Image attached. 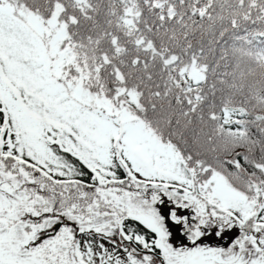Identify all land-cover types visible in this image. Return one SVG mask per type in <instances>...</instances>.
I'll return each instance as SVG.
<instances>
[{"label": "snow or ice", "instance_id": "6c2138e0", "mask_svg": "<svg viewBox=\"0 0 264 264\" xmlns=\"http://www.w3.org/2000/svg\"><path fill=\"white\" fill-rule=\"evenodd\" d=\"M0 264H264V0H0Z\"/></svg>", "mask_w": 264, "mask_h": 264}]
</instances>
